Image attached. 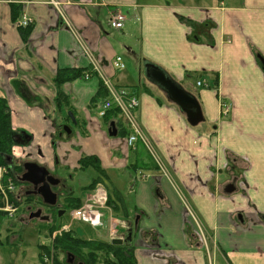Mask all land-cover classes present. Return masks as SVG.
<instances>
[{"label":"crops","instance_id":"crops-1","mask_svg":"<svg viewBox=\"0 0 264 264\" xmlns=\"http://www.w3.org/2000/svg\"><path fill=\"white\" fill-rule=\"evenodd\" d=\"M57 1L78 40L49 0H0V98L8 103L13 128L33 131L42 142L43 162L56 152L85 173L82 157L100 160L109 202L100 238L91 240L110 242L111 234L122 239L132 228V241L123 246L133 250L136 264H264V71L258 59L264 58V0H220L216 7L184 0ZM113 11L127 17L122 30L109 24ZM23 15L33 21L27 41L19 28ZM88 53L115 86L138 98L136 119L171 179L142 143L123 153L115 140L107 142L105 124L116 123L123 137L126 124L115 112L99 116L109 93L97 76L66 83V109H57L56 75L89 68ZM117 56L125 61L123 71L111 66ZM143 59L192 91L213 136L203 134L205 126L188 129L179 110L155 93L141 74ZM67 112L79 122L80 135L65 139L57 135L70 124ZM139 171L150 178L140 180ZM230 183L236 191L229 195ZM85 187L74 198L86 194ZM185 199L210 231L209 252L197 242ZM17 220L5 221L15 240L21 237L16 223L31 224Z\"/></svg>","mask_w":264,"mask_h":264},{"label":"built area","instance_id":"built-area-1","mask_svg":"<svg viewBox=\"0 0 264 264\" xmlns=\"http://www.w3.org/2000/svg\"><path fill=\"white\" fill-rule=\"evenodd\" d=\"M49 3L60 11V15L63 16L64 23L71 30L75 39L78 40L80 38V34L71 28L67 17L61 11L62 5L58 3L57 0H49ZM109 21L112 28L119 30L124 27L126 16L121 12H116L111 14ZM31 22L32 20L28 19L25 16L22 25L28 26ZM88 57L91 63V69L89 72L84 73V79L89 80L93 73L99 74L111 95L110 100L106 101L103 104L100 116H104L108 111L113 109V107L118 108L130 130V135L126 140L127 146L131 150H136L138 143L141 142L153 157L162 175L169 178L168 171L165 168L161 158L159 157L157 150L155 149L154 145L151 143L150 139L148 138L145 131L136 119L135 113L139 106L138 99L136 97L127 96L125 92H119L115 87H113L108 77L105 76L102 72V68L100 66L99 61L96 60V58L90 53H88ZM113 66L116 69L123 70L125 68V64L122 57L115 58V60L113 61ZM198 86H202V83L199 82ZM227 113L228 109H226L225 114ZM11 169V166L0 167V219H11L15 216L18 211L17 206L13 200L14 195L16 193V188L13 182V177L11 175ZM140 176L141 179H146L148 177L141 173ZM108 198L109 197L106 188L102 184L97 185L94 192L87 198L84 207L80 208L79 210H75L71 213L72 220L82 221L91 225L92 227L102 226L101 212L102 210L107 208ZM186 206L191 215L192 223L195 227L197 240L199 244L202 247L206 248V250L209 252V242L211 236L209 232L205 229L201 221L198 219V217L194 214L192 209L189 207V205L187 204ZM68 230L69 226H65L62 230L54 233L52 241H54L57 236L61 235L63 232H66ZM45 262L47 264H53L52 260H49L48 257L45 258Z\"/></svg>","mask_w":264,"mask_h":264},{"label":"trees","instance_id":"trees-1","mask_svg":"<svg viewBox=\"0 0 264 264\" xmlns=\"http://www.w3.org/2000/svg\"><path fill=\"white\" fill-rule=\"evenodd\" d=\"M19 28H21L23 40L27 41L32 32L31 27L24 29L22 27ZM82 73L83 71L75 69H65L58 72L54 80L57 87V109H66L65 107L68 102L63 92V86L68 82L79 79ZM111 112L119 114L118 109H112L107 113V116H109ZM124 130L127 133V130ZM126 133L124 134L126 135ZM13 134L11 110L7 101L0 98V166L5 165V157L12 152V148L14 147ZM80 168V170L84 171L92 170L96 174V177L91 179L90 184L85 187L86 193H91L99 183H105L107 176L101 166L100 160L96 156L82 157L80 160ZM71 204V209L80 208L83 204V200L82 198H72ZM63 224L64 223L52 225L48 234H52L56 229L62 227ZM1 243L2 241L0 239V244ZM128 247V245L114 246L107 241L87 240L78 237L73 231H70L56 239L54 243V252L51 256L49 255L51 251L49 247L39 245L38 248L42 264H44L42 257L48 256L53 259L55 264H67L66 259L68 255L72 256L70 254H75L85 264H136L133 250ZM43 252L45 253L44 255H42Z\"/></svg>","mask_w":264,"mask_h":264},{"label":"flooded vegetation","instance_id":"flooded-vegetation-1","mask_svg":"<svg viewBox=\"0 0 264 264\" xmlns=\"http://www.w3.org/2000/svg\"><path fill=\"white\" fill-rule=\"evenodd\" d=\"M197 36L198 34H195L196 38ZM30 98L33 99L34 97L30 95ZM67 120L70 124L68 126L63 125L64 128L60 130L59 135H57V133L56 135L60 138L64 137L65 139L74 138L73 135H80L78 127L79 122L77 121V119L75 118L77 125H74L70 118ZM69 127H72L70 128V130H72V133L71 131L70 133H68V131L65 130V128L69 129ZM13 132V143L24 148L20 157L25 158L22 161L18 158L16 160L14 169L17 179V187L18 189H20V195H18V199L22 208L21 214L18 216V220H24L27 223H34L33 221H45L50 225H56L63 218H65V215L67 213L71 211L72 198L75 197V194L78 192L81 185L80 177L77 175L78 172L73 167H71L66 158H64V161H60L57 156L58 153L56 152L53 153V156L50 159V163L48 164H46L42 160H39L43 152L39 147L40 145H38L40 140L39 138H34L33 131H26L25 129H14ZM54 141L55 140H52L51 144V146L53 147L55 146L53 145ZM14 156H18V154L15 153ZM28 162L46 165L49 168L51 174L55 177L53 178V180L58 181V186L52 188V190L58 196V202L55 206L44 204L43 200L37 195L41 185L34 186L27 183L21 184L20 182H18L19 177H22L25 173L26 170L24 168V165ZM231 185L235 186L234 183H230L226 186L225 189H227ZM39 211L41 213V216L38 219L35 218L31 220L30 217ZM60 214L62 216H59ZM74 264L82 263L77 260Z\"/></svg>","mask_w":264,"mask_h":264},{"label":"water","instance_id":"water-1","mask_svg":"<svg viewBox=\"0 0 264 264\" xmlns=\"http://www.w3.org/2000/svg\"><path fill=\"white\" fill-rule=\"evenodd\" d=\"M262 69L264 71V58L259 55ZM142 76L144 79L156 87L160 92L164 94L167 101L179 110V112L186 118L188 126L197 127L205 122V117L201 104L197 97L187 90L179 81H177L166 69L160 65L148 60H142ZM69 117L74 125H77L75 117L72 113H69ZM68 133L70 130L65 128ZM119 135V130L114 122L110 123L108 127V136L116 138ZM55 144V143H54ZM43 152V151H42ZM46 156L42 153L39 160H45ZM48 164V163H46ZM25 173L22 177H19L18 182L21 184H31L34 186L41 185L37 195L43 200L44 204L49 206H55L58 202L57 194L52 190L53 187L58 186V181L53 180L55 178L49 168L46 165H40L34 162H28L24 165ZM236 191V187L231 185L225 192L227 194H233ZM41 216L40 211L32 215L30 219L39 218ZM59 216H62L61 214ZM242 217V215H240ZM133 229L128 230L127 237L124 239H114L111 244L114 246H122L132 241Z\"/></svg>","mask_w":264,"mask_h":264},{"label":"rangeland","instance_id":"rangeland-1","mask_svg":"<svg viewBox=\"0 0 264 264\" xmlns=\"http://www.w3.org/2000/svg\"><path fill=\"white\" fill-rule=\"evenodd\" d=\"M184 2L186 3L187 6H192L194 4V5H209L211 7H216L219 5L220 0H184ZM181 4H184V3L181 2ZM220 8L221 9L225 8L223 2L220 3ZM210 27L212 28V26ZM126 61L128 64V67H127L128 71L133 72L134 70L132 67L133 65L131 64V60L126 58ZM153 89L158 96L162 97V99L166 101L164 95L159 90H157L156 88H153ZM67 116L69 117V112H67ZM100 123L101 125H103L101 121ZM104 126H105V129L108 130V125L105 124ZM201 126L206 127V128L205 127L203 128V134L205 132L209 136L214 135V133H211L212 132L211 128L209 126H206V122L198 126L199 129ZM187 127L188 129L193 128L191 126H187ZM70 128L72 127H69V130ZM70 131L72 133V130ZM107 139H108L107 141L108 143H112L110 141L115 140L117 148L121 150L123 153H126L127 146L124 142V137L122 135H119L116 138H107ZM77 175L80 177L82 187L87 186L90 183L91 179L95 177V174L92 170H87V172L85 173L78 171ZM79 197L85 199L86 194L80 192ZM64 223H66L67 225L70 224L74 233L76 232L75 234L80 238H84L87 240L89 239L91 240L93 238H98V237L100 238L99 229L91 228L83 222H78V221L71 222L69 213L65 215ZM5 226H6V222L4 220H0V239L2 241V243L0 244V264H42L40 260V251L38 247L41 241H45V240L48 241L47 234L50 228L46 225H43L42 223L35 224V225L30 224V226L23 225L25 226L23 227L20 223L17 222L15 225V228H16L15 230L18 232L17 235H20L21 237L20 238L18 237L15 240L13 239V236L8 231H6ZM101 238L102 239L105 238L103 233H102Z\"/></svg>","mask_w":264,"mask_h":264}]
</instances>
